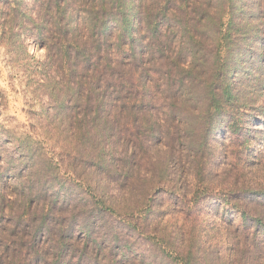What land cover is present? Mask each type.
<instances>
[{
  "label": "rangeland",
  "instance_id": "1",
  "mask_svg": "<svg viewBox=\"0 0 264 264\" xmlns=\"http://www.w3.org/2000/svg\"><path fill=\"white\" fill-rule=\"evenodd\" d=\"M170 5L176 19L164 22L173 41L168 54L183 49L180 66L193 71L167 80L146 54L149 73L140 85L124 58L133 89L120 96L111 87L97 99L95 91H80L78 76H65L33 24L15 25L9 39L0 0V204L5 197L7 214L20 211L32 194L28 205L39 213L59 200L49 219L54 234L72 222L74 208H84L67 237L68 264L113 257L116 264H264V0ZM23 7L37 17L32 0ZM180 19L197 25L185 33ZM221 21L229 31L222 37ZM46 34L57 37L55 28ZM218 38L225 47L216 69ZM217 85L229 96L228 112L212 109L204 134L205 90ZM20 144L30 151L22 154ZM65 197L70 204L60 209ZM89 218L100 236L118 233L124 245L112 250L102 237L87 244L80 228ZM51 240L39 242L55 258Z\"/></svg>",
  "mask_w": 264,
  "mask_h": 264
},
{
  "label": "trees",
  "instance_id": "2",
  "mask_svg": "<svg viewBox=\"0 0 264 264\" xmlns=\"http://www.w3.org/2000/svg\"><path fill=\"white\" fill-rule=\"evenodd\" d=\"M4 2L7 3L5 22L9 27V39L16 35L15 25L29 27L33 24L32 28L38 31L41 39L47 44L49 56L52 51L58 54L65 76L68 79L78 76L80 91L85 88L91 93L95 91L97 99L100 94L110 96L111 93L108 91L111 87L120 96L123 95L124 88L130 86L129 90L133 89L136 81L132 75L134 72L122 69L124 58H130L131 70L139 73L140 85L143 84L144 75L149 73L148 68L143 66L146 54L150 65L155 67L158 64V72H162L167 80L175 77L184 80L186 72L193 71L191 68L184 69L180 66L184 55L183 49L175 57L168 54L173 47V41L163 32V27L165 21L176 19L170 14L172 0H32L36 5L37 17L23 7L25 0H4ZM149 2L151 4H148ZM176 22L185 33L191 32L197 25L188 26L182 19ZM224 26L225 22L221 21L218 28L221 37L222 34L229 32ZM229 26H231L230 22ZM53 28L56 29V39L46 34L51 33ZM197 33H199L198 29ZM194 43L196 49L199 45L203 46L201 38L194 39ZM224 47L222 38H218L214 48L216 69ZM189 77L192 79V75ZM210 87L209 90H205V95L211 103L205 111L206 121L204 120V125L202 124L204 134L211 131L209 119L213 116L210 114L212 109L218 111L220 115L224 111L228 112L224 109L227 105L224 104V100L229 97L226 89L221 85H217L214 90ZM3 131L6 132L0 124V133ZM9 139L11 138L6 141ZM19 147L22 154L30 151L29 144H20ZM2 157L0 145V163ZM31 195L25 196L20 211L15 210L8 214L6 210L11 207V200L2 197L6 206L0 204V264H68L63 257L68 250L67 237L75 226L73 224L75 216L84 213V208H80V212L75 211L74 208L72 222L60 224L59 230L54 234L56 225L52 221L49 222V219L58 209L56 207L60 205L59 200L56 199L54 205L50 203L47 211L42 207L43 210L38 213V209L33 210L28 205ZM67 199L66 197L63 199L64 203L62 202L60 209L69 203ZM91 221L92 219L89 218L80 228V231L89 238L87 244L98 242L102 237L104 246L112 250L124 245L123 238L118 233H113L112 238L105 234L100 236L96 222ZM44 235L52 238L50 247L56 253L55 258H49L47 256L49 246L39 242ZM87 244L83 247V253ZM98 245L100 248L104 247ZM114 258L110 259L109 264H116ZM185 264L189 263L185 262Z\"/></svg>",
  "mask_w": 264,
  "mask_h": 264
}]
</instances>
